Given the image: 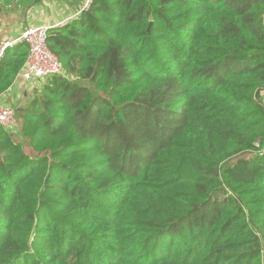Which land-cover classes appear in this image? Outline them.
I'll return each instance as SVG.
<instances>
[{"label": "trees", "instance_id": "1", "mask_svg": "<svg viewBox=\"0 0 264 264\" xmlns=\"http://www.w3.org/2000/svg\"><path fill=\"white\" fill-rule=\"evenodd\" d=\"M47 44L64 74L0 127V264H264V0H93Z\"/></svg>", "mask_w": 264, "mask_h": 264}, {"label": "built area", "instance_id": "2", "mask_svg": "<svg viewBox=\"0 0 264 264\" xmlns=\"http://www.w3.org/2000/svg\"><path fill=\"white\" fill-rule=\"evenodd\" d=\"M93 0H85L77 17L81 12L90 9ZM75 17L69 18L57 27H63L71 22ZM52 29L49 26H38L28 29L18 40L19 43H26L29 47V54L26 64L17 75L13 85L17 83L46 82L53 76L64 74V67L60 59L54 55L47 44L48 32ZM15 42H5L0 44V61L5 56L6 51L12 48ZM17 113L13 107L0 105V127L12 128L16 123Z\"/></svg>", "mask_w": 264, "mask_h": 264}, {"label": "crops", "instance_id": "3", "mask_svg": "<svg viewBox=\"0 0 264 264\" xmlns=\"http://www.w3.org/2000/svg\"><path fill=\"white\" fill-rule=\"evenodd\" d=\"M85 0L83 2H69L68 10L66 11V15L63 19L57 21L56 23H47L40 24L35 23L34 14V6L25 11H18L17 13L10 14H1L0 15V43L5 42H15L18 41L23 34L30 28L38 27V26H49L53 28H58L60 24L64 23L71 17H75L81 7L83 6ZM64 3V2H61ZM71 3V4H70ZM78 3V4H77ZM66 5V2H65ZM72 6V9L70 8ZM43 85V82H33V83H17L16 85H12L1 97H0V105L8 106V100L13 101L14 103L18 102V106L22 107L25 105L24 99L30 97L32 92L40 89ZM20 101V102H19ZM9 107V106H8Z\"/></svg>", "mask_w": 264, "mask_h": 264}, {"label": "rangeland", "instance_id": "4", "mask_svg": "<svg viewBox=\"0 0 264 264\" xmlns=\"http://www.w3.org/2000/svg\"><path fill=\"white\" fill-rule=\"evenodd\" d=\"M83 1L84 0H42L40 3L34 6L33 10L36 12L34 14L35 18H32V19H35V23L38 22L40 24L56 23L57 21L63 19L64 16L66 15V11L68 10L67 6L69 2L79 3ZM61 2H64V3H61ZM65 2H66V5H65ZM70 8L72 9V6ZM17 43H19V41ZM32 94H30V97L24 99L25 104L28 102L29 98H31ZM5 105H8L9 107H13L14 109H16L18 106V102L14 103L13 101L8 100V104H5ZM8 131L14 136H16L18 139L21 138V135L19 134L20 133L19 116H17L16 118L15 125L12 128L8 129Z\"/></svg>", "mask_w": 264, "mask_h": 264}]
</instances>
